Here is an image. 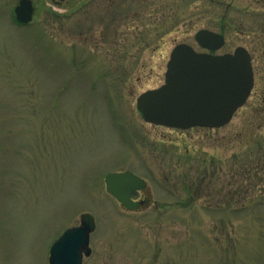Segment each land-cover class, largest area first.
<instances>
[{"label": "rangeland", "instance_id": "rangeland-1", "mask_svg": "<svg viewBox=\"0 0 264 264\" xmlns=\"http://www.w3.org/2000/svg\"><path fill=\"white\" fill-rule=\"evenodd\" d=\"M0 0V264H48L89 213L82 264H264V0ZM200 30L224 45L203 50ZM179 44L251 56L254 87L222 128L144 122ZM129 171L144 205L105 187Z\"/></svg>", "mask_w": 264, "mask_h": 264}, {"label": "water", "instance_id": "water-1", "mask_svg": "<svg viewBox=\"0 0 264 264\" xmlns=\"http://www.w3.org/2000/svg\"><path fill=\"white\" fill-rule=\"evenodd\" d=\"M14 14L19 23L31 22V1L20 0ZM194 39L211 52L225 42L222 35L208 30L198 31ZM164 77L160 87L136 99V111L146 123L181 130L226 126L254 86L251 56L243 47L231 54L213 55L179 44L170 53ZM104 181L107 193L125 209H138L140 202L132 200V195L146 188L143 179L126 171L110 173ZM94 230L92 215L81 214L79 226L64 231L51 246L48 264H82L83 256L91 254L89 235Z\"/></svg>", "mask_w": 264, "mask_h": 264}, {"label": "flooded vegetation", "instance_id": "flooded-vegetation-1", "mask_svg": "<svg viewBox=\"0 0 264 264\" xmlns=\"http://www.w3.org/2000/svg\"><path fill=\"white\" fill-rule=\"evenodd\" d=\"M253 73H254V72H253ZM140 202H141V203H140L141 206L144 205V202H143L142 200H140ZM141 206H140V207H141Z\"/></svg>", "mask_w": 264, "mask_h": 264}]
</instances>
